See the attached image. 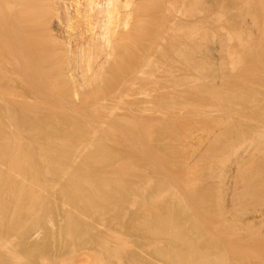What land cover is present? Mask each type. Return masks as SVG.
Listing matches in <instances>:
<instances>
[{
	"label": "rangeland",
	"instance_id": "374dc122",
	"mask_svg": "<svg viewBox=\"0 0 264 264\" xmlns=\"http://www.w3.org/2000/svg\"><path fill=\"white\" fill-rule=\"evenodd\" d=\"M251 1L256 2L253 4ZM263 2L264 0H128L126 11L131 15L122 21L125 34L128 35L124 34L120 48L119 45L108 47L110 56L102 63L99 73L85 82L86 85H80L77 93L69 92L66 95L57 86L64 84L62 88L70 91V84L60 78L56 82L57 76L47 55L43 57L46 60L41 61L47 63L43 66L40 62L39 56L44 55L49 47L37 39L35 32L27 35L25 31L17 28L12 31L11 28L7 38L10 45L7 49L10 46L12 48L8 49L13 52L9 51L13 55V58L10 56L9 67H15V73L8 79L12 80L11 84L8 80L3 82L21 90L18 94L16 91L19 89L12 91L14 94L11 93V96H0V140L8 141L13 148L12 155L24 157L25 163L26 156L32 157L43 146L51 147L49 154H57L50 145L52 143L49 138H40L44 136L42 134H38L40 137L36 135L37 138L29 137L28 128H35V131L46 134L64 132L67 136L65 152L68 153L63 155L65 158L62 161L71 167L76 166L74 168L84 164L81 162H84L87 156L85 154L96 155L94 142H100L106 157L93 160L86 167L89 171L95 170L90 171L93 173V180L108 177L111 180L108 186L111 188L108 189L112 190L115 186L116 190L112 194L116 193L111 194L112 197L110 195V200L108 198L105 204L93 203L103 207L91 206V210L86 209L78 197L74 196L72 200L62 197L64 176L54 174L52 165H47V169H32L30 174L36 178L34 190L46 207L25 199L28 211L20 215V222L15 227H7L4 224L7 221L2 220L0 264H175L167 257V251L175 247L182 248L181 244L166 233L153 232L155 226L150 224L152 217L162 212L165 205H171V210L182 226L189 230V238L196 247L205 249L211 255L219 252L221 255L222 252L225 264H264V217L245 223L250 225L249 228L240 220L243 212L247 213L252 208H264V203L259 201L260 192L264 191V145L246 146L243 141V137L251 135L257 129L259 120L264 119V55H261L264 54ZM249 6L251 8L248 10ZM141 8L142 11L139 10ZM149 8L152 9L151 13L153 9H157L154 16L150 14ZM143 10L149 12L145 15ZM147 17L155 23L148 24ZM158 21H161L160 24ZM167 23L172 27L174 25V34L171 33L167 38L165 36L168 34L164 33L162 43H165L162 45L159 41L158 45L161 46H154L155 49L147 39L158 28H165ZM240 31L247 40L242 39ZM12 32L19 33L21 37L16 35L15 38ZM135 32L139 34L138 39L142 33L143 39L136 40ZM234 32L241 34L239 39L243 43L238 42ZM169 38L174 40L170 41ZM19 41L23 47L18 44ZM31 42L36 45L35 49ZM27 43L32 47L29 48ZM129 44H132V49ZM43 48L46 49L43 51ZM145 49L149 52L146 53ZM153 50L157 51V55H152ZM38 52L41 53L39 56ZM131 52L135 53L132 55ZM259 54L262 59L258 60ZM148 55L158 56L153 58L155 62L157 60L156 64L152 61L155 68L150 63L152 57ZM147 56L151 57L150 61ZM14 57L18 62L13 60ZM22 57L25 60H19ZM18 64L19 68L26 67L30 70L25 79L16 71L19 69ZM156 65L161 75H157L158 72L154 74L158 70ZM41 67L47 68L46 70L49 68V71L44 70L45 76H42ZM151 68L155 70L153 73ZM247 69L250 70L249 73ZM255 70H258L255 73L259 75H255ZM243 77H248L251 81L246 79L245 82ZM43 98V103H38ZM91 98H94V102L90 103ZM35 101L40 104L39 107L33 105ZM41 104L53 105L52 108L56 110L59 105L58 112ZM35 106L37 109L33 108ZM87 106H93L92 110L97 106L99 109L95 110L103 114V119L100 114L95 118L96 112H90L91 107ZM81 109L85 113L81 114ZM69 122H75V125ZM191 137H197L201 142L198 143V140ZM210 161L215 163V169L222 164L227 165L223 178L225 184H221L224 185L221 186L222 194L218 191L220 188L217 177L214 178L208 167ZM7 162L5 160L0 164L2 171H7ZM185 170L192 177L196 174L195 177L211 176L210 179L206 176L205 181L209 180L204 181L205 183L197 182V186L195 183L191 191L187 192L189 190L182 186ZM26 177L24 181L27 183L29 178ZM115 178L116 181L113 180ZM178 179L182 181L179 183ZM177 183L180 185L177 186L179 189L175 188ZM82 189L81 194L90 190L87 187ZM206 191L211 198L213 193L214 196L217 192L220 193V211L214 205L208 207L211 202ZM253 193L256 195H252ZM78 196L81 197L80 194ZM201 200L206 204L203 202V205ZM194 210H201V214ZM193 212L201 217L199 219L196 216L197 224L192 223L191 215L195 216ZM239 222L241 225H238ZM151 228V232L147 231ZM199 235L202 239L198 238ZM209 240H214L218 248L210 249ZM29 248L34 249L33 262L25 255ZM11 252L21 262L11 260Z\"/></svg>",
	"mask_w": 264,
	"mask_h": 264
},
{
	"label": "bare ground",
	"instance_id": "6f19581e",
	"mask_svg": "<svg viewBox=\"0 0 264 264\" xmlns=\"http://www.w3.org/2000/svg\"><path fill=\"white\" fill-rule=\"evenodd\" d=\"M158 1V0H157ZM163 1V0H162ZM254 2L256 1H251V3L254 4ZM261 2V1H259ZM128 3V0H0V96H5V95H10L11 93L14 94V92L12 91H15L16 89L18 90L19 88H16L14 86H11L9 84H11L12 80H8L12 74L15 73V67L14 68H10L9 67V64H10V60L11 58H13L11 55H10V52H12V48L11 46L9 48H11V50H8L7 47L10 45V42H8V34H9V31L10 29L12 31H14L16 28L17 29H20L22 31H25L27 33V35H33L32 33L35 32L37 34V39H39V41L41 43H44L45 45L44 46H47L49 47L48 51L46 53L41 54L39 53L38 56L41 54V61H44L45 58H43L45 55H47V60H49V62L51 61L52 64H53V68L52 70L54 69L55 71V76H57V78L55 77V79L57 80L58 78H60V80L64 81L65 83H68L70 84V88L71 90L69 91L68 89H66L65 87L62 88V86L64 85H61V87H58L60 92L63 93V94H69V92H72V94H75L77 93L78 91V87L80 85H83L85 84V82H88L91 80V78H93V76H95L96 74L99 73V70L102 63L107 60L110 56V53H109V50H108V47L110 46H117L119 45V48L121 46V43H122V40L124 39L125 35H128L127 33L125 34V31H124V25L122 24V21L125 20L124 18L128 15H131L130 12H127L126 11V5ZM158 3V2H157ZM166 3V2H165ZM169 3V1L167 2ZM258 3V2H257ZM264 3V2H263ZM262 3V4H263ZM159 4V3H158ZM161 4H164V3H161ZM171 4V3H170ZM252 4V5H253ZM139 5V4H138ZM168 5V4H167ZM251 5V6H252ZM256 5V4H255ZM253 5V6H255ZM258 6L260 5L259 3L257 4ZM131 6V5H129ZM140 6V5H139ZM163 6V5H161ZM160 6V7H161ZM251 6L248 7V10L249 8H251ZM145 7V6H144ZM257 7V6H255ZM254 7V9H256ZM262 7V6H261ZM136 8V7H135ZM139 8V7H138ZM152 8V7H151ZM149 8V9H151ZM131 9V8H130ZM161 9V8H160ZM163 9V8H162ZM168 9V6L166 7V10ZM261 9V8H260ZM142 11V8L139 9ZM148 10V9H147ZM157 10V9H155ZM155 10L153 9V13L152 12V9L150 11V14H152V16H154L153 14H155ZM165 10V11H166ZM259 10V9H258ZM263 7H262V9ZM131 11V10H130ZM144 11V10H143ZM257 11V10H256ZM146 11H144L145 13ZM149 12V11H147ZM147 12L145 13V15L147 14ZM158 12H162V11H158ZM247 12V11H245ZM135 13L137 14V11L135 10ZM256 13V12H255ZM139 14V13H138ZM251 14V12H250ZM254 16V12L252 13ZM261 16L264 15V13H259ZM258 14V15H259ZM143 15V14H142ZM159 15V14H157ZM165 15V13H164ZM259 15V16H260ZM135 16V15H134ZM139 16V15H138ZM156 16V15H155ZM129 17V16H128ZM142 17V16H141ZM148 18V24L151 25V22L152 19L150 17H147ZM255 18H257V16H255ZM253 18V20L256 21V19ZM151 19V21H150ZM154 19H156L154 17ZM153 19V20H154ZM130 21V20H129ZM144 21V20H143ZM166 21V20H164ZM163 21V22H164ZM264 21V20H263ZM142 22V21H140ZM147 22V21H145ZM151 22V23H150ZM161 22V21H158V23ZM168 22V21H166ZM258 22V21H257ZM94 23V24H93ZM155 23V21H154ZM153 23V24H154ZM255 23V22H253ZM259 23V22H258ZM257 23V24H258ZM264 23V22H263ZM147 24V26H148ZM160 24V23H159ZM168 24V23H167ZM169 24H171L169 22ZM167 25L165 28H158V26H161V25H158L157 28L158 30L156 31L155 34L153 35H149L150 38H148L147 40L151 41V45L152 47L154 46H157L159 41L161 42V44L163 45L165 43H162V39H164V33L165 34H168L167 37L173 33L174 34V31H175V27L173 25V27L171 25ZM173 24V23H172ZM261 24V23H260ZM149 25V26H150ZM166 24L164 23V26ZM178 24H176L175 26H177ZM182 25V24H181ZM262 25V24H261ZM154 26V25H153ZM152 26V27H153ZM163 26V27H164ZM180 26V24H179ZM137 27V26H136ZM151 27V26H150ZM156 28V26H154ZM178 27V26H177ZM176 27V28H177ZM262 28H264V25H262ZM140 29V28H139ZM150 29V28H149ZM141 30V29H140ZM152 30V28H151ZM155 30V29H154ZM135 31V30H134ZM153 31V30H152ZM237 31V30H236ZM178 32V31H177ZM239 32V31H237ZM237 32H234V36L236 38H238V42H242V39H246L244 36L245 34L243 35V33L240 31V33H242L243 35V38L242 39H239L241 36L240 33H237ZM263 31H261L262 33ZM140 33V32H139ZM12 34L14 35V37L16 35H18L19 33L17 32H12ZM125 34V35H124ZM137 35L136 32L134 33ZM134 34L132 37H134ZM177 34V33H176ZM143 34L141 33L140 34V37L138 39V36L136 37V40H141L143 39L142 36ZM172 35V34H171ZM19 36V35H18ZM153 36V37H152ZM21 37V35L19 36ZM129 37V36H128ZM131 37V38H132ZM152 37V38H151ZM173 37V36H172ZM262 37V35H261ZM264 37V35H263ZM16 38V37H15ZM18 38V37H17ZM28 38V37H26ZM31 37H29L30 39ZM175 38V37H174ZM21 39V38H20ZM35 38H33L32 40H37ZM170 39V38H169ZM168 39V40H169ZM249 39V38H248ZM262 39V38H261ZM28 40V39H27ZM166 40V38H165ZM174 40V39H172ZM170 39V41H172ZM226 40V39H225ZM228 40V39H227ZM250 40V39H249ZM14 41L16 42V39H14ZM22 41V39L20 40ZM18 42V44L21 42ZM126 41V40H125ZM129 41V40H128ZM127 41V42H128ZM135 41V40H134ZM134 41H130V42H134ZM148 41V43H149ZM236 41V40H235ZM29 42V41H28ZM38 42V40H37ZM167 42V40H166ZM169 42V41H168ZM167 42V43H168ZM226 42V41H225ZM237 42V43H238ZM248 42V41H247ZM126 43V42H124ZM143 43V42H142ZM147 43V44H148ZM149 43V44H150ZM166 43V44H167ZM243 43V42H242ZM263 41H261L260 44H262ZM28 44V43H27ZM31 45L33 44V49H35L36 45L34 46V43L31 42L30 43ZM29 45V48L32 47ZM37 44V43H36ZM146 44V45H147ZM148 44V45H149ZM161 44H159L161 46ZM165 44V45H166ZM41 45V44H39ZM125 45V44H124ZM158 45V46H159ZM240 45V43H239ZM21 46L23 47V44H21ZM43 47V45H41ZM41 46H40V49H41ZM128 46V44H127ZM129 46H131L130 48L132 49V44ZM134 46V45H133ZM243 46V44H242ZM246 46V45H244ZM37 47H38V44H37ZM118 47V46H117ZM116 47V48H117ZM148 47V46H147ZM151 47V46H150ZM148 47V48H150ZM151 47V49H153ZM14 48V47H13ZM124 48H126L124 46ZM155 48V47H154ZM37 51L39 50L38 48H36ZM46 49V48H45ZM43 48V51L45 50ZM115 49V48H114ZM128 49V48H127ZM156 49V48H155ZM193 49V48H192ZM191 49V50H192ZM30 50V49H29ZM129 50V49H128ZM146 50V49H145ZM263 50V49H262ZM10 51V52H9ZM19 51V50H18ZM33 51V50H32ZM36 51V50H35ZM36 51V52H37ZM134 51V50H133ZM151 51V50H150ZM195 51V50H194ZM197 51V50H196ZM260 51V49H259ZM17 52V51H16ZM41 52V51H40ZM149 52V50L147 51L146 50V53ZM157 51L153 50L151 53H153L152 55H157L156 53ZM193 52V50H192ZM262 52V51H261ZM13 53V52H12ZM21 53V52H20ZM34 53V51L32 52ZM135 52H133L134 54ZM149 53V54H151ZM195 53V52H193ZM197 53V52H196ZM257 53V52H256ZM259 53V52H258ZM132 54V52H131ZM132 54V55H133ZM144 54V53H143ZM161 54V53H160ZM261 54V53H260ZM257 55V56H260L261 55H264V54H261V55ZM43 55V56H42ZM137 55V54H136ZM135 55V56H136ZM147 55V54H146ZM159 55V54H158ZM11 56V58H10ZM20 56V55H18ZM22 56V55H21ZM24 56V55H23ZM138 56V55H137ZM148 56H151V55H148ZM147 56V57H148ZM256 56V55H255ZM254 56V57H255ZM46 57V56H45ZM152 59L155 57H158V56H151ZM151 57L148 59L150 61ZM161 57V56H160ZM258 58L257 59H262L261 58ZM138 58V57H137ZM43 59V60H42ZM135 59V57H134ZM147 59V58H146ZM151 60V65L153 62H155V60ZM160 59V58H158ZM162 59V58H161ZM160 59V60H161ZM15 62L17 61L14 57ZM12 60V61H13ZM19 60H25L22 58H19ZM46 60V59H45ZM133 60V58H132ZM139 60V58H138ZM159 60V61H160ZM153 61V62H152ZM261 61V60H260ZM264 61V60H263ZM18 62V61H17ZM50 62V63H51ZM121 62V61H120ZM123 62V60H122ZM144 62V61H143ZM157 62V60H156ZM155 62V64H156ZM259 62V61H258ZM14 63V62H13ZM44 63H47V62H41V64L44 66ZM49 63V64H50ZM124 63V62H123ZM122 63V64H123ZM148 63V61H147ZM150 63L148 65V67L150 66ZM161 63V61H160ZM264 63V62H263ZM262 63V64H263ZM17 64V63H16ZM24 64V63H23ZM27 64V63H26ZM51 64V65H52ZM159 63H157L158 65ZM261 64V63H260ZM13 65V64H12ZM127 65V64H126ZM156 65V66H157ZM160 65V64H159ZM158 65V66H159ZM264 65V64H263ZM19 64H18V68H19ZM28 67V65H26ZM116 66V65H115ZM153 66V65H152ZM156 67V69H158L159 67ZM262 66V65H261ZM49 67V65L47 66ZM52 67V66H50ZM263 67V66H262ZM44 68V67H43ZM153 68H155L153 66ZM41 70H43V73L41 71V73L43 74L42 76H45L44 75V70H46L45 68L42 69V67L40 68ZM115 69V68H114ZM257 69V68H256ZM38 70V69H37ZM152 70V68H151ZM248 70V69H247ZM263 70H264V67H263ZM19 74H21L22 78L25 79L27 74H28V71L30 72V70L26 67H20L19 69L16 70ZM32 71V70H31ZM46 71H49V68L48 70ZM153 71L155 70H152V73ZM258 71V70H257ZM256 70L254 71L257 72ZM39 72V70H38ZM158 72V73H156ZM246 72V71H245ZM250 70H248L247 73H249ZM32 73V72H31ZM151 73V72H150ZM157 74V75H161L160 72H159V69L157 71L154 72V74ZM167 73V72H165ZM260 74L262 75L263 73L260 72ZM18 75V74H17ZM48 75V74H47ZM50 75V74H49ZM52 75V73H51ZM254 74L252 73L251 76H253ZM255 75H259V74H256ZM19 76V75H18ZM17 76V77H18ZM19 76V77H21ZM163 76V75H162ZM264 76V75H262ZM49 77V76H47ZM47 77H44V78H47ZM51 77H54V76H51ZM139 77V76H137ZM250 77V75H249ZM261 77V76H260ZM34 78V77H33ZM141 77H139L140 79ZM245 78V79H244ZM263 78V77H262ZM15 78H13L14 80ZM47 79H50L47 78ZM46 79V80H47ZM138 79V78H137ZM242 79L245 80V82L247 81L246 79H249L248 77H243ZM260 80V78H258ZM6 80L9 81V84L8 83H4L6 82ZM20 80V78H19ZM35 80V79H34ZM45 80V81H46ZM54 80V79H52ZM52 80H49V81H52ZM95 80H97V78H95ZM133 81H135L134 79H131ZM248 80V81H249ZM4 81V82H3ZM7 81V82H8ZM32 81V80H31ZM48 81V82H49ZM94 81V80H93ZM130 81V80H129ZM251 81V80H250ZM11 82V83H10ZM20 82V81H19ZM25 82V81H24ZM28 81H26L27 83ZM55 82V80H54ZM58 83V80L56 81ZM62 82V83H64ZM137 82V81H135ZM139 82V81H138ZM137 82V83H138ZM141 82V81H140ZM139 82V83H140ZM16 83V82H15ZM14 83V84H15ZM22 83V82H21ZM25 83V85H26ZM53 83V81L51 82ZM97 83V82H96ZM131 83V82H129ZM133 83V82H132ZM131 83V84H132ZM145 83V82H143ZM61 84V83H60ZM136 84V83H134ZM23 85V84H22ZM86 85V84H85ZM139 85V87L141 86V84H137ZM18 86V85H17ZM28 87V84L26 85ZM30 86V84H29ZM54 86L56 87V85L54 84ZM144 86V85H143ZM142 86V87H143ZM24 88V87H23ZM68 88V87H67ZM82 88V87H81ZM20 90L19 91H16L17 94L18 92L20 93ZM41 90V89H40ZM82 90V89H81ZM47 91V90H46ZM60 92H58V94H60ZM12 94V96H13ZM64 95V96H65ZM11 96V95H10ZM15 96V95H14ZM13 96V99H15ZM59 96V95H58ZM70 96V95H69ZM69 96H67L68 98H70ZM88 96V95H87ZM167 96V94H166ZM63 97V96H62ZM60 98V97H59ZM67 98V99H68ZM45 98H43L42 100L40 99L37 100L39 101L38 103H43L42 101L44 100ZM49 99V98H47ZM46 99V100H47ZM66 99V97H65ZM92 99V98H91ZM94 99V98H93ZM92 99V100H93ZM90 99H88L89 101ZM90 101L91 102H94L93 101ZM87 101V100H86ZM87 101V102H88ZM49 102V101H47ZM83 102V101H81ZM36 101L33 105H40L38 104ZM46 103V102H45ZM53 103V102H52ZM32 105V106H33ZM46 106L45 104H41V106ZM50 105V104H49ZM58 105V104H57ZM56 105V107H57ZM19 107L21 105H18ZM31 106V105H30ZM39 107V106H38ZM47 107H54L53 105L51 106H48ZM59 107V105H58ZM58 107H57V110L52 108V110H56L58 112ZM87 107H91V106H87ZM33 108H36L33 107ZM94 107L92 106L89 111L92 112V111H95L96 114H100V112L98 113V109H97V106L95 109L97 110H92ZM37 109V108H36ZM77 109V108H76ZM80 109V108H79ZM35 110V109H33ZM39 110V109H38ZM49 110V109H48ZM60 110V109H59ZM63 110V109H62ZM61 110V112H62ZM66 111V110H65ZM78 111V110H76ZM85 111V110H84ZM82 109H81V114L82 113H85ZM60 112V111H59ZM89 112V114H90ZM94 112V113H95ZM190 112V111H189ZM63 113V112H62ZM79 113V112H78ZM92 114V113H91ZM87 115V114H86ZM101 115V118H102V115L103 114H100ZM89 117V116H88ZM260 117H262L260 115ZM90 118H91V115H90ZM93 118V116H92ZM97 118V116L95 117ZM74 119V118H73ZM103 119V118H102ZM259 119V117H258ZM96 120V119H95ZM74 121V120H73ZM76 121V120H75ZM254 121V120H253ZM72 122V120H71ZM255 122V121H254ZM75 123V122H74ZM74 123H70L69 124H74ZM256 123V122H255ZM81 124V123H80ZM80 124H79V127H80ZM65 125V124H64ZM64 125H61V126H64ZM75 125V124H74ZM66 126V125H65ZM256 126V125H255ZM254 126V127H255ZM70 127V126H69ZM73 127V129L75 128L74 126H71ZM41 128V127H40ZM65 128V127H64ZM63 130H67L69 129L68 127L65 128ZM81 128V127H80ZM79 128V129H80ZM30 129L28 131V135L29 137H33V138H37L38 134H42L44 136H38L40 138H43V139H47L49 138L51 143L50 145L53 146L54 151H56L55 153H57L56 155L51 154L52 152H48V150L51 148L48 146V148H46V146H43V148H39L36 152H34L32 154V157L29 158V156L27 157L26 156V162L24 163L23 160L25 161V158L23 157H17L16 155H12V152L13 148L10 147L8 141H5V140H0V164H2L3 161H8V169L7 171H2L1 168H0V223L2 222V220H6L7 222H5L4 224L7 226V227H11L12 225H16L17 223L20 222L19 220V217L21 214H23L25 211H28L26 209V206H25V199L28 201V202H33V203H40V205H42L43 208L46 207V205L44 204V202H42L43 200H41V197L40 195H38L36 193V191L34 190V187H33V183L36 182V178H33L32 175L30 174V171H32V169L36 168V169H43L45 168L47 165H52V171L54 172V174H57L60 176H64V181L62 182L63 184L61 185V195L63 198H67V200L71 199L72 197H78L79 201L84 205V207L86 209L90 208L91 206H97V208L99 207H103V205H94V204H105L107 203L108 201V198L110 200V195L116 190L114 189L115 186H114V190H109L108 188H111L108 187L110 185V182L111 180L107 179L108 177L104 176L105 178H103V176L100 178V179H94V176L93 173L91 174L92 171H95V170H90L87 169L88 167V164L90 162H92L93 160H99L101 158H103L104 156L106 157V153L105 151H103L102 149V145L100 142H94V148H95V153H97L96 155H89V154H85L87 155L86 158L84 159V162H81V163H84V164H81L82 166H79V168H74V167H71L69 166V164L67 163V165L62 161V159H64L65 157L63 155L67 154L66 151V148H67V144H66V140H65V133L64 132H57V133H50V134H46L45 132L41 131V132H37L35 131L33 128H28ZM47 129V128H46ZM72 130V128H70ZM255 129V128H254ZM49 130V129H48ZM47 130V131H48ZM65 130V131H66ZM77 130V129H76ZM52 131V130H51ZM67 132V131H66ZM68 133V132H67ZM37 135V136H36ZM72 135V134H71ZM247 135V134H246ZM199 137V136H198ZM192 138V137H191ZM200 140H202V137L200 136ZM243 141H244V144H246V146H253L255 147V145H264V119L262 118L261 120H259V122L257 123V129L255 131L252 132V134L249 136L247 135L246 137H243ZM48 139V140H49ZM73 139V137H72ZM192 139H195V140H198L197 137L195 138H192ZM39 140V139H38ZM71 140V139H70ZM198 140V143L199 141ZM41 141V140H40ZM201 142V141H200ZM39 145V144H38ZM46 145V144H45ZM195 145H196V142H195ZM70 147V146H69ZM52 150V149H51ZM50 150V151H51ZM12 151V152H11ZM53 151V150H52ZM65 152V153H64ZM14 153H15V150H14ZM13 153V154H14ZM93 153V152H92ZM102 156V157H100ZM84 158V157H83ZM105 159V158H104ZM103 159V160H104ZM187 159V158H186ZM185 161V160H184ZM99 162V161H98ZM209 162V161H208ZM186 164V162H184ZM87 166V167H86ZM227 166L226 164H222L221 167H217L215 169V163L212 161H210V164H208V167H210V172L211 174H213L214 178L217 177V183L219 184V188L220 190V193L222 194V188H221V184H225L224 181H223V178H225V175H226V167ZM124 168V167H123ZM122 168V169H123ZM47 169V167L45 168ZM91 169H92V166H91ZM124 170V169H123ZM51 171V172H52ZM97 174V173H95ZM94 174V175H95ZM183 174V173H182ZM185 174V181H181L183 182L182 183V186L189 190L187 192H190L191 189H192V186H194V184L196 183L195 186H197V182L198 183H201V182H204L205 179L207 178L206 176H209V179H210V174L209 175H205L204 177H202L203 175H198V177H195L197 176L194 175V177H192L191 173L186 171L184 172ZM183 174V175H184ZM202 174V173H201ZM21 176V179L18 180V177ZM23 176V177H22ZM27 176V177H26ZM34 176V175H33ZM212 176V177H213ZM25 177L26 179H28L27 183L24 181L25 180ZM97 177V176H96ZM211 177V178H212ZM62 178V177H61ZM98 178V177H97ZM184 178V176L182 177ZM207 179V180H209ZM96 180V181H95ZM116 181V178L113 179ZM112 180V181H113ZM179 180V179H178ZM206 180V181H207ZM179 180V183L181 182ZM205 181V182H206ZM174 182V181H172ZM204 182V183H205ZM114 185H117L115 184L116 182H114ZM119 183V182H118ZM176 183V182H175ZM179 183H177L175 186V188H177V186L179 187ZM203 183V184H204ZM170 184V183H169ZM168 184V185H169ZM172 184V183H171ZM127 185V184H126ZM201 185V184H200ZM118 186V185H117ZM171 186V185H170ZM169 186V187H170ZM173 186V185H172ZM171 186V187H172ZM204 186V185H202ZM224 186V185H223ZM222 186V187H223ZM83 187H87V188H90V190H88V192H85V193H80V190H83L82 188ZM122 187V185H121ZM128 187V186H127ZM174 187V186H173ZM218 187V186H217ZM60 188V187H59ZM218 188V189H219ZM86 189V188H85ZM127 189V188H126ZM179 189V188H177ZM264 189V187H263ZM184 190V189H183ZM217 190V189H216ZM181 191V190H179ZM186 191V190H185ZM83 192V191H82ZM118 192V191H117ZM182 192V191H181ZM186 192V193H187ZM207 192V191H206ZM213 192H215L213 190ZM250 192V191H249ZM116 193V192H115ZM114 193V194H115ZM124 193V192H123ZM209 194V192H207ZM219 192H217L214 196V193H213V197L211 198L210 194H209V198L208 200L211 202L209 204L208 207H210V205H214V208L216 210H219L220 211V207L222 208L221 205V195H220ZM261 194H264V191L263 193L260 192ZM78 194L81 195L78 196ZM112 194V195H114ZM250 194V193H249ZM260 194V199L259 201H262V203H264V195L261 196ZM60 195V196H61ZM111 195V197H112ZM204 196L207 195V194H203ZM252 195H256V194H252ZM251 195V196H252ZM203 198H207V197H204ZM221 196V197H220ZM258 196V195H257ZM255 197V196H254ZM258 199V197H256ZM43 199V198H42ZM77 199V200H78ZM72 200V199H71ZM76 200V201H77ZM170 200V199H169ZM202 203L204 202V200H201ZM46 202V201H45ZM78 203V202H77ZM94 203V204H93ZM206 204V202H204ZM203 203V205H204ZM209 203V202H208ZM207 203V204H208ZM81 204V205H82ZM170 204V203H169ZM38 205V204H37ZM45 205V207H44ZM176 205V204H175ZM48 206V205H47ZM50 206V205H49ZM48 206V207H49ZM99 206V207H98ZM171 206V205H170ZM169 205H165L163 207V210L162 212H160L159 214H157L155 217H149L151 220H150V224L152 223L155 228L154 230L151 228V229H148L147 231L151 232L153 230V232H162V233H166L168 234L172 239L178 241L182 248H178V247H175V248H171L167 251V254L170 259L171 262L175 263V264H225V262H223V258H222V252H221V255L220 252L219 254H216V255H211L208 251H205L196 247V245L193 243V241L189 238V235H188V232L189 230L186 228H184L182 226V223L180 222V220L176 217L175 213L171 210V207ZM40 207V206H39ZM213 206H211L212 208ZM81 208V207H80ZM260 207H258V210H252V209H248L249 212H243V217L242 215L241 216V219L240 217L238 219H240L243 223V225L245 223H249L252 222V221H256V220H259L261 219L262 217H264V208L263 209H259ZM48 210V208H46ZM84 209V208H82ZM214 209V210H215ZM257 209V208H256ZM45 210V209H44ZM91 210V208H90ZM89 210V211H90ZM213 210V211H214ZM158 211V210H157ZM197 211L196 213H200L201 210H194V212ZM212 211V212H213ZM247 211V210H246ZM193 212V213H194ZM192 213V212H191ZM69 214V213H68ZM195 214V213H194ZM193 214V215H194ZM201 214V213H200ZM15 215V217H13ZM199 214H195V216H192V223L194 224L196 222L197 224V221L196 219L198 220V216ZM198 218H197V217ZM200 216V215H199ZM202 216V215H201ZM67 217V216H66ZM71 218V217H70ZM70 218H69V222H70ZM201 218V217H200ZM199 218V219H200ZM68 219V218H67ZM237 219V221H239ZM41 220V219H40ZM39 220V221H40ZM142 220V219H141ZM189 220V219H188ZM187 220V221H188ZM146 221V220H145ZM236 221V222H237ZM68 222V223H69ZM190 222V220H189ZM199 223V222H198ZM241 222H239L238 225H241L240 224ZM252 224V223H251ZM70 225V224H69ZM74 225V224H73ZM235 225V224H234ZM242 225V226H243ZM247 224H245L246 226ZM249 225V224H248ZM247 225V226H248ZM79 226V225H77ZM196 226V225H195ZM194 226V227H195ZM242 226L240 228H242ZM250 226V225H249ZM248 226V228H249ZM4 227V226H3ZM15 227V226H14ZM76 227V226H75ZM199 227V226H198ZM197 227V228H198ZM73 228V227H72ZM79 228V227H78ZM149 228V227H148ZM248 228H244V229H248ZM12 229V228H11ZM195 229V228H194ZM243 229V228H242ZM203 233V232H202ZM153 234V233H152ZM157 234V233H156ZM160 234V233H159ZM201 234V233H200ZM74 235V234H73ZM162 235V234H161ZM168 235H165V236H168ZM204 235L206 236V233L204 232ZM202 236V235H201ZM210 237V236H209ZM199 239L201 238L200 235L198 237ZM202 239V238H201ZM198 241V240H197ZM214 241V240H213ZM213 241H208L209 243V248L210 249H217L218 248V245L216 243H214ZM195 242V241H194ZM206 242V241H204ZM207 243V244H208ZM177 244V243H176ZM206 247V246H205ZM208 248V249H209ZM166 249V248H165ZM36 250V249H35ZM36 252V251H35ZM162 252V251H161ZM12 253V254H11ZM10 254V259L15 261V262H21L20 258L18 256H15V254H13V252H11ZM25 255L30 259L31 262H33L32 260L34 259V249L32 248H29L28 250L25 251ZM161 256V255H160ZM165 257V256H164ZM226 261V260H225ZM30 262H28L29 264ZM22 264H25V263H22ZM227 264V262H226Z\"/></svg>",
	"mask_w": 264,
	"mask_h": 264
}]
</instances>
